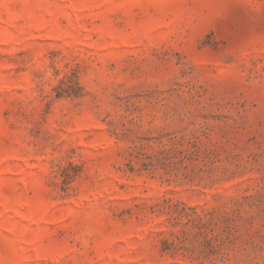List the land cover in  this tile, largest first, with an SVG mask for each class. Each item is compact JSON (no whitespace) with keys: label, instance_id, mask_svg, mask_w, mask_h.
I'll use <instances>...</instances> for the list:
<instances>
[{"label":"rangeland","instance_id":"rangeland-1","mask_svg":"<svg viewBox=\"0 0 264 264\" xmlns=\"http://www.w3.org/2000/svg\"><path fill=\"white\" fill-rule=\"evenodd\" d=\"M0 264H264V0H0Z\"/></svg>","mask_w":264,"mask_h":264}]
</instances>
